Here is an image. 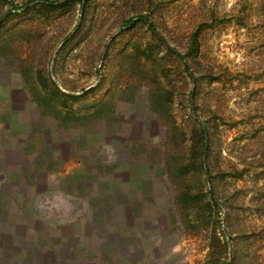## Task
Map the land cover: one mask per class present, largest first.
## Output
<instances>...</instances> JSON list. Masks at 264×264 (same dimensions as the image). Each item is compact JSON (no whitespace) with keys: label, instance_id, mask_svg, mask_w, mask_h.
Returning a JSON list of instances; mask_svg holds the SVG:
<instances>
[{"label":"rangeland","instance_id":"rangeland-1","mask_svg":"<svg viewBox=\"0 0 264 264\" xmlns=\"http://www.w3.org/2000/svg\"><path fill=\"white\" fill-rule=\"evenodd\" d=\"M15 206L80 264H264V0H0Z\"/></svg>","mask_w":264,"mask_h":264},{"label":"crops","instance_id":"crops-1","mask_svg":"<svg viewBox=\"0 0 264 264\" xmlns=\"http://www.w3.org/2000/svg\"><path fill=\"white\" fill-rule=\"evenodd\" d=\"M21 207L15 206L9 212L7 221L0 225V264H80L81 254L74 246L73 240H77L69 236L61 225L55 224L51 230L58 233L51 236V231L48 232V222L42 223L41 228H36L33 219L35 215H31L26 211V207L20 210ZM27 213L29 215H27ZM21 223L24 228L28 224V229L23 232H18L16 228L20 227ZM20 224V225H19ZM21 225V226H22ZM87 253L83 254L85 259ZM89 263L88 259H85Z\"/></svg>","mask_w":264,"mask_h":264},{"label":"trees","instance_id":"trees-1","mask_svg":"<svg viewBox=\"0 0 264 264\" xmlns=\"http://www.w3.org/2000/svg\"><path fill=\"white\" fill-rule=\"evenodd\" d=\"M85 7L87 6L88 4V0H79ZM50 5H54V4H50ZM140 19L145 21L147 23V25L149 26V28L154 32L156 33L157 32V27L154 25V23L152 22V20L148 17V16H140ZM132 23L131 20H129L127 22V26H129L130 24ZM159 35V34H158ZM44 84L43 82L40 83V86L42 87ZM211 200H210V204H212L213 206L215 207H218L219 208V204L217 203L216 201V198L214 196L213 193H211ZM217 228H214V233H213V238H214V241L216 240L217 241V251L219 254L222 255V257L227 254L228 252V249H229V244L224 240L221 239L220 236H218V231L216 230ZM209 249H211V252L209 253V256H212L215 254V246L211 240V243L209 244ZM213 251V252H212ZM221 257V258H222Z\"/></svg>","mask_w":264,"mask_h":264}]
</instances>
